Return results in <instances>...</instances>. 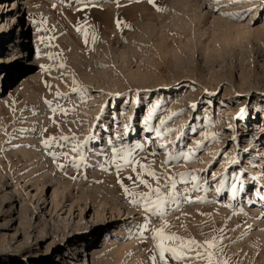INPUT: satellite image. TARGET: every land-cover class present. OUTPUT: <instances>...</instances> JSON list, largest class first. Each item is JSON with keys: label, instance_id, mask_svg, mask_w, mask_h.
<instances>
[{"label": "rangeland", "instance_id": "rangeland-1", "mask_svg": "<svg viewBox=\"0 0 264 264\" xmlns=\"http://www.w3.org/2000/svg\"><path fill=\"white\" fill-rule=\"evenodd\" d=\"M38 1H34L38 5V9L32 18L36 20V23L42 21H46V23H37V28L34 29L28 21L30 16L27 13L22 16L23 25L25 23L30 30L25 37L26 46L22 47L21 54H18V57L21 58L18 65L20 69L16 74L8 75L4 83L5 89L1 93L4 95V104L0 109V178H9L12 184H15V181L19 182L20 190L22 189L25 195L28 191L30 197L26 201L25 196L22 201L15 203V211L18 214H15L14 219L10 221L9 225H6L2 211L9 207V203L3 201L2 194L4 192L9 195L13 194V187L5 189L3 192L0 179V264H14L18 259V256H14L17 253H24L23 257H26V260L24 259L22 262L19 260L16 264H40L41 261L45 264L48 262L46 257L43 259L37 257L34 260H29V258H31V250L41 251L40 256L48 255L46 243H49L50 239L45 243L38 240L36 232L31 233L27 239L24 236V230L17 234L12 231L14 226H19L21 220L17 217L21 215L22 209L25 206L33 208L36 205V198L31 197V194H36L37 190L35 187L29 186V183L33 181V178L38 179L42 176L49 181V177L52 175L59 177L62 181H72L71 191L67 190L66 192L68 200L65 205L68 207L74 203L75 197L86 196L89 192L91 196H94V193H102L99 197H103L104 193L112 190V193H116L124 205L131 204V208L135 209L133 217L126 218V215H122L110 226L111 230L119 226L124 229L121 232L122 236L121 233H117L116 236H113L116 241L109 242L112 248H109L107 254L108 252L109 255L112 253L111 264H163L155 247L157 241L154 238V232L156 229L164 227L165 218L146 213L143 204L133 205L131 203L133 197L124 191L125 187L136 192L149 191L143 185L133 188V181L137 179L136 172L142 170L137 164L135 165L136 172L132 167H127L117 175L115 165H109L106 162V158L110 159L113 156L110 150L113 145L119 148L124 145L134 146L136 143H142L144 148L143 150L137 149L134 155L141 163L151 164L152 169L161 176L159 185L146 173L143 178L147 179L153 187L160 186L167 195L171 190H166L164 185L169 183L168 176H172L177 180V192L182 193L177 200L178 207L175 210H172L171 203L165 206L166 233H175L185 239L194 238L201 243L205 239L216 237L217 242L224 246V251L227 253L225 258H230V264H264V192L254 196L256 191L260 192V188L258 187L257 190L255 186V179L258 178L257 170L263 169L264 163H260L262 157L259 156L260 158H257L259 160L254 163L256 165L252 164V171H255L251 172L249 166L245 168V165H251L245 163L246 159L250 158L246 154L249 152L250 148L248 147L251 144L248 145V141L245 140L250 139L249 135L244 134L251 131L260 136L262 131L260 126L264 124V99L261 98L257 101L254 96L260 90L264 91V34H261L259 40L252 35L238 38L235 41L237 30L248 29V27L253 29L264 24V2L262 0L260 2L259 0H238L234 3L233 0H228L227 3L224 1V5L220 6L219 4L223 2L218 3L216 0H211L215 4L211 9L209 0H152V2L150 0H41V3ZM244 1L250 2L249 4L254 2L256 5L263 3L259 5L258 13H252L253 7H239ZM9 3L13 4L12 0H9L8 7L11 5ZM201 11L205 15L204 19L200 20L197 14ZM226 13L239 15L229 16ZM7 19L6 16L5 20ZM218 19L230 20L235 26L232 27L234 30L231 29L233 36L230 40L215 45L212 37L215 33V26L213 29L211 28L216 24L215 21H219ZM1 20L8 25L7 21ZM227 27L222 25L220 27L218 24L216 32H219L218 34L225 33L228 30ZM38 28L41 30L37 31ZM185 29H189L192 35L194 33L193 36L196 37L194 40H198L196 43L198 50L195 53L188 51V45L185 50L183 49V56L181 54L184 59L182 63H178L174 55L168 53L166 56V54L159 53L156 46L161 37L164 40L167 38L168 43L172 44L174 38H181L180 34ZM85 31L88 32L87 43L85 42ZM19 32L20 28H17L13 40ZM41 37H44L43 42H41ZM186 38L183 33L184 43H187L188 38ZM201 43L207 46L204 52L205 56L203 54L204 57L200 51ZM178 45L179 42H177ZM217 48L219 49L217 50ZM10 49L9 46L4 47L1 58ZM50 54L54 57L53 59L49 58ZM152 57H154V61L149 62ZM1 64L4 62L1 61L0 66ZM61 64L65 66L63 69L60 68ZM42 66H47L49 71H45ZM130 71L149 73L150 80L138 83L134 81L133 77L132 80L128 76ZM2 77L1 73L0 81ZM167 83L178 85L180 91L174 90L171 93L169 89L166 88V90L164 85ZM188 84L191 87H185ZM140 85L146 88L152 86L151 88L155 90H152L151 93L153 91L154 93H150V95L157 96L160 93L159 104H166L161 105L163 112L158 111L159 115L150 119L147 128L150 135L145 137L146 129L143 128L141 117L142 109L144 108L146 111L148 107L146 105L148 99L144 102L145 104L136 102L137 108L141 106L140 111L139 113L134 112L130 116L126 115L128 117L127 125L122 120L126 113L122 114L121 112L125 108L130 109L131 106L129 103L123 105L124 102L120 104V98L117 100L120 109L116 108L112 113L115 118H110L104 125L100 122L102 116L100 115L95 119V125H89V120L95 116L93 115L95 108L105 96L104 109L109 108L113 99L118 97L122 91L127 92L121 98L125 95L130 97L134 88ZM77 87H83L86 91L73 92L72 89ZM165 91L169 93L167 94ZM57 92L63 95L57 97ZM177 93L179 94L178 98H182V95L196 98L194 105L197 108L187 101V106L184 104L181 111L183 114H180L179 117L176 114H169L171 119L168 118L169 116L162 119L171 108L169 106H173L170 104L174 101L170 102V100L177 97ZM164 96H168L169 100ZM205 97L212 98V106L209 107L207 103H204ZM47 101H52V104L50 105ZM219 106L220 109H223L220 110L222 113L219 116L227 115L222 118L224 126L221 130L222 134L218 136L222 147L209 159L212 156V153L210 155V152H207L210 142L200 137L198 124H201L202 130H204L205 110L209 107L207 111L212 109V115L213 113L217 115ZM231 106L232 108H230ZM53 107L57 108L56 112L52 111ZM61 109L65 111H61ZM216 115L214 120L217 119ZM182 116H189L186 121L188 123L185 125L187 130L184 131L185 128H183L184 132L176 134L174 139L173 133L169 129L171 128L175 132V129L180 127L179 123L175 121L183 118ZM236 116L239 118L236 119ZM197 117L198 123L196 124ZM233 117L236 120L233 121ZM253 117L259 122L257 128H253V124H250ZM227 119H230V122H226ZM159 120L166 121L163 128ZM216 123L213 121V126ZM234 125L235 133L231 131ZM245 125H249L250 130H244ZM100 127H103V130L97 136L95 131ZM168 127L170 128L168 129ZM229 127L230 129H228ZM134 128L135 130H131ZM157 128L164 135H159ZM132 131L137 137L133 135L128 138L129 140H123ZM62 135L70 138L75 136L76 139L59 141V137ZM236 135L239 138V144L243 146L241 150L245 151L246 149V151L240 155L242 156L241 161H234L237 166L233 164L235 166L232 167L229 161L227 162L224 158L223 148L227 151L230 147L232 149ZM157 136L166 141L157 142ZM50 137H56L57 140L52 141L51 147H45L43 141ZM258 137L252 144L256 143ZM262 138L264 141V136ZM109 140L112 141V144L108 143ZM196 141H199L201 146L198 147ZM160 142L168 147L161 148ZM76 143L83 146V153L87 157V166L82 165L77 168L71 165L69 159L61 156L59 160H54L49 154L50 152L67 151L69 157L78 159L80 153L71 151L72 145ZM60 144H63L64 147L61 148ZM189 149L194 150L191 160L181 157L168 161V153L176 155L187 152ZM24 150H27V155ZM206 152L209 157L205 154ZM94 153H101V155H94ZM201 158L205 159L204 161L209 159L210 162L206 161L208 165L197 166L198 162H203ZM224 159L225 162H223ZM165 161L168 163L165 164ZM60 164H64L65 167L61 169ZM101 164H104L105 167L101 168ZM232 168L234 169L233 173ZM239 169L240 173L245 176H254L249 181L245 179V182L248 183L245 191L242 190ZM214 171L216 173H213ZM227 171L231 176L227 175ZM197 172H199L197 176L201 177L202 181L200 189L184 193V189H191L194 182L189 178L185 183L179 174L194 173L196 175ZM129 176L133 177V181L127 179ZM221 179H224V188L222 193H218L215 189V181ZM76 182H80L82 186L76 187V189L74 186ZM48 184L52 185L51 182ZM233 184L238 186L235 197L232 193ZM62 188L64 187L62 186L60 189ZM83 190L87 192L83 194ZM52 191L53 186L44 193L49 202L52 200ZM186 196H190L193 202H188ZM197 197L200 199L197 200ZM16 198L18 199L17 196ZM135 198L139 199V197ZM101 201L103 202L101 209L108 219L112 214L109 208L112 199L109 197L108 200ZM124 205L122 209L125 208ZM50 207L51 204L48 208ZM78 207L74 206L73 211L75 212L71 216L70 225H79V232H84L87 230L83 228L86 226V219L91 221L95 210L91 206L88 216L85 215L86 219H82ZM40 219L46 224L54 223L51 217L43 216L42 212L38 210L33 220L37 223ZM146 219L151 220L148 231L144 236L135 234L137 226ZM24 220L23 223L26 222ZM13 223L14 226H10ZM90 225L91 222L88 226ZM50 229L54 234L56 230L53 229V226ZM106 229L99 228L95 234L91 235L89 233L80 234L78 240L81 242L85 239V244L97 241L99 249H102L101 246L108 237ZM63 238L62 234L57 235V245L60 247L58 246L56 252L62 253L67 256V260L72 261V256L66 251L67 246L59 244ZM121 243H125V245L127 243V245L122 248L123 250L121 249L122 251L120 250L121 252L116 253L115 250L121 248L119 245ZM69 249L70 246H68ZM76 254H78V260L75 263L73 261L70 263L85 264V253L79 255L77 252ZM152 255L157 257L155 262L151 260ZM190 255L195 256V253ZM166 256L169 258V264H206L205 261L195 259L175 261L170 258V254H166ZM91 258L90 255V264L92 263ZM86 263L89 264L88 261Z\"/></svg>", "mask_w": 264, "mask_h": 264}, {"label": "bare ground", "instance_id": "bare-ground-1", "mask_svg": "<svg viewBox=\"0 0 264 264\" xmlns=\"http://www.w3.org/2000/svg\"><path fill=\"white\" fill-rule=\"evenodd\" d=\"M34 1L36 2V0H12V2H13L12 6L13 7L12 8H9L7 6L9 0H0V19H4L5 20L6 19V16L8 17V19L6 20L8 22V25H6L4 23V21H2V20L1 21L4 24L2 23V25H0V62L1 61L4 62V64H1V66H0V75H1V73L3 75V77L1 78V81H0V109H2V105L4 104V100H3V96L4 95L3 94L1 95L2 91L5 89L4 83L6 82V79H7L8 75L14 74V73L16 74L18 72V69H20V66H18V65H19V62H20L21 58L18 57V54H21L22 47L26 46L25 37L28 35L29 30H30V28H27V26L25 25V23L23 25V23H22V18L23 17L22 16H24L25 13H27L30 16V18L28 19V21H30V25H33L34 29L37 28V25H38L35 22L36 20H34L32 18L33 14L38 9V5ZM216 1H218V3L223 2V3L219 4L220 6L221 5L223 6L224 5V1L227 3L228 0H216ZM251 1H253V0H251ZM262 1L264 2V0H262ZM38 2L41 3V0H39ZM209 2H210L209 5L211 6V9H212V7L215 6L214 1L209 0ZM259 2H260V0H259ZM263 2H261L258 5H256V3H254V2L252 4H249L250 2L248 3L247 1H244L243 4L239 5V7L240 6H250L251 8L252 7L254 8V10H252V13L253 12L258 13L259 5H261ZM204 15L205 14H203V11H201V12H199L197 14V17H198V19L200 18V20H201V19H204L203 18ZM216 19H217V17H216ZM15 21H17V23H18V25L16 27L14 25L15 24L14 23ZM11 23H13V24L11 25ZM212 23L214 24V21ZM215 23H216L215 25L212 24L213 26L211 28V29H213L214 26H215V28H214L215 33L213 32L214 35H212L213 33L211 34L212 37H213V40L215 42V45H218L221 42L222 43H225V41L230 40L231 39V36H233L232 33H231V29H233L232 27L235 26L234 23H232V22H230V20H226V19H224V20L221 19L218 22L215 21ZM218 24L220 25V27H221V25L223 27L224 26L225 27L228 26L227 28H228L229 31L226 30L227 32H225V30H224L225 33L218 34L219 32L218 33L216 32L217 31L216 30V27H217ZM12 28H14V30L12 32H10V30ZM17 28H20V32L17 34L15 40H13V37L15 35V32H16ZM21 28H22V31H21ZM202 32H203V30H202ZM20 33H21V35H19ZM183 33H184V36H186L188 38V40L186 41L187 43H184ZM183 33L180 34V37H181V38L179 37L180 39L174 38L172 40V44L168 43L167 38L164 40L161 37V40L158 42V44L156 46V48L158 49L159 53H161L163 55L166 54V56H167L168 53L171 54L172 56L174 55V58H176L175 60L178 63H182L184 61L183 57H181V54L183 52V49L185 50V48L188 45H189V47H187L188 51L190 53L191 52L192 53H195L196 50H198V48H196V46H197L196 43L198 42V40H194V38H196L195 36H193L194 33L192 35L190 33V30L189 29H185ZM261 34H264V24L259 25L258 27H255L253 29L250 28V27H248V29L242 28V30H237L236 31L235 41L238 38H242L244 36L250 37L252 35H253V37H255L256 39L259 40V38L261 37ZM35 39H36V36L34 37V40ZM36 42H37V40H35V45H36ZM177 42H179V45L178 46H177ZM6 46L11 47V49L8 51L7 54H5V56H3V58H1L2 55H3L2 52L4 50V47L6 48ZM198 46H200V44H198ZM206 47L207 46L205 44L201 43L200 51L202 53V56H203V54H204V52L206 50ZM218 49L219 48H217V50ZM215 51H216V49H215ZM205 54H204V56H205ZM182 56H183V54H182ZM153 61H154V57H152V58L149 59V62H153ZM178 63H176V65H178ZM185 64H186V62H185ZM129 74H128V76L131 77L132 80L134 78V81H136L138 83L144 82V81L146 82V81L150 80V74L149 73H146V72H138L137 71L135 73L134 72H131ZM128 79L130 80V78H128ZM257 84L258 85L260 84L259 81H258ZM187 86L188 87H191V85H189V84L188 85H185V87H187ZM151 87L146 88L145 86L140 85L139 87L134 88V90L132 91V95L130 97L125 95V96H123L121 98V96L124 95L127 92V91H122V93L119 94L118 97H116V98L113 99L112 105L109 108L107 107V108L104 109L103 106L105 104L104 103L105 102V99H106V96H105V98H103L100 101V104L97 105V108H95V111H94V114H93L95 116L92 119L89 120V125L90 126L95 125V123H94L95 122V119L98 118L100 115H102L100 122H102V123H104V125H106V123L110 120V118H112V119L115 118V116L114 117L112 116V113H113V111L116 108L120 109L119 103L121 104L123 102H124L123 105H125V103H129L130 106H131L130 109L128 108L129 110L127 108H125L124 110H122L123 112H121L122 114L126 113V114L123 115L122 120L124 121V124L127 125V123H128V117L126 115L129 114V116H130V114H132L134 112L135 113H139V111H140V107L141 106H139L137 108L136 102H139V103L142 102V103H144L148 99V102L146 103V105L148 107H147L146 111H144L145 110L144 108L142 109V115H141V117H142V123L144 124L143 128L146 129V131L144 132V134L146 133L145 134V137H147L148 135H150V134H148V130H147V128L149 127V122H150V120H148L149 113L150 112L152 113V117H156L157 114H158V111H160V113H161V111L163 112V108H162L161 105H164L165 104V103L164 104H159V95H160V93L157 94V96L150 95L151 91L152 90H155V89H153ZM164 88L165 89L166 88L169 89V91L171 93L174 92V90H176L177 92L180 91V87L178 85H176V84L171 85V84H168L167 83L166 85H164ZM165 92H167V91H165ZM152 93H154V91ZM168 93L169 92H167V94ZM178 95L179 94L177 93L176 94L177 97L171 98L170 102L174 101V103H172L170 105H173V106H169V108L171 107L170 109L167 108L169 111L167 112V114H165V116L162 117V119L163 118H166L168 116L170 117L171 114H174V115L176 114V116L179 117L180 114H183L181 112L182 111V107L185 106L184 104H186L187 101H190V103H191L192 106L194 104H196V98H193V97L191 98V97L185 96V95H182V98H178ZM254 96L257 99V101L259 99H261V98L264 99V91H261L260 90V92L257 93V94H255ZM164 97L165 98H168V96H164ZM119 98H120L121 101L118 103L117 100ZM206 98L207 97H205L204 103H207L209 105V107L212 106V98L211 97H209L207 99ZM168 100H169V98H168ZM257 104H256V107H257ZM186 106H187V104H186ZM209 107L207 108V110L209 109ZM161 108H162V110H161ZM230 108H232V106ZM207 110H205V117H204L205 118V122H206V123H204V126H205L204 128L205 129L202 130V127H201L202 125L201 124L200 125L198 124V126L200 127V129H199L200 130L199 131L200 132V137L201 138H204V139H206V140H208L210 142L209 143L210 145H209V148H208L207 152H210V155L212 153V156L209 157V155H207V152L205 153L209 157V159H210V158L213 157V155H215V153L218 151V149L220 147H222L221 146L222 145V142L220 141V139L218 138V136H219V134H222L221 133V130L223 129V126H224V124L222 122V118L227 117V115H224L223 117H220L219 116L222 113V112L220 113V110H223L222 108L220 109V106L218 107L217 115L215 113H213V115H212V111H213L212 109L209 112ZM226 112H225V114H226ZM210 113H211V115H210ZM215 115L217 116V119L216 120H214V116ZM189 116L188 117H183L182 116L183 118L177 119L175 121V122L179 123L178 126L180 125V127L177 130L175 129V132H174V130L171 131V133H173L172 135H173L174 139H175L176 134H178L179 132L181 133V131L183 130V128H185L184 131L187 130V126L185 127V125H186V123H188L186 121L188 120ZM212 116H213V121L217 122L215 126H213L214 125L213 124V121L211 122ZM238 116H236V119L239 118ZM152 117H151V119H152ZM236 119H235V117H233V121L236 120ZM146 120H148V123L147 124L145 123ZM197 121H198V117L195 120L196 124L198 123ZM226 122H230V119H227ZM250 124H253V126H254L253 128H257L258 127L257 124H259V122H257L255 120V117H253L252 122ZM249 125H245L244 126L245 127L244 130H250ZM170 127H168V129ZM159 128H157V130ZM260 128H262L261 129L262 131H261V135L260 136L257 135V134L256 135L253 134L251 131H249L248 133H244L246 136L249 135V137H250V139H245V140L248 141V143H247L248 145L251 144L250 147H248V148H250V150L246 154V155H249L250 158L249 159L247 158L246 161H245V163H250L251 165H245V168L249 166L251 172L255 171V170L252 171V169H253V165L252 164H254L257 160H259V159H257L259 156L262 157V160H260L261 161L260 163L261 164L264 163V158H263V154H264V141H263V138H262L264 136V124L262 126H260ZM228 129H230V127ZM101 130H103V127H100V129H98L97 131H95L97 136H99V133L101 132ZM131 130H135V128L134 129H131ZM235 130L236 129H235V125H234L233 126V129L231 131H233L235 133ZM184 131H182V132H184ZM206 133H207V135H206ZM133 135L136 136V134H134V131L130 132L129 135H126L123 138V140H126L128 138H131V136H133ZM256 137H258L256 143L255 144L254 143L252 144V142L256 139ZM234 138H235V141L233 143L232 149L230 147L228 149V151H227V149L223 148V155L225 156L224 158L227 160V162L229 161V163H230V165L232 167L235 166V165L237 166V164H235L234 161H241L240 158L242 156H240V155L243 152L246 151V149H245V151L244 150H241L243 146H241L239 144V138H238V136L236 135V136H234ZM242 138H240L241 141H242ZM174 139H173V141H174ZM157 140H158L157 142H159L160 140H162V142H165L166 141L165 139H161V137H158V136H157ZM227 141L228 140L226 139V142ZM162 142H160V143L162 144ZM194 143H195V141H194ZM164 146H165L164 148L168 147V145H166V144ZM236 149H238V150L236 151ZM24 151L26 152V155H27L28 154L27 150H24ZM250 151H253V153H250ZM198 159H200V158H198ZM209 159H207V160L209 161ZM225 159H224L223 162L226 161ZM29 160L31 161L32 159L30 158ZM204 160L202 159L203 162L202 163L198 162L196 165L197 166L198 165L199 166H204L205 164H207V162H206L207 160L206 161H204ZM233 164H235V165H233ZM254 165H256V164H254ZM244 169H242V170H244ZM233 170L234 169L232 168V170H231L232 173L234 172ZM263 171H264V168L261 169V170H257V172H258V178L255 177L256 178L255 179V181H256L255 182L256 183L255 186H256L257 190H258V187L260 188L259 189L260 192L259 191H256L255 194H254V196L259 195V193L262 192L261 189H263V187H264V185H263L264 184V172ZM213 173H216V172L214 171ZM226 173H227V175L230 174L229 171H227ZM238 173H239V177H240L239 179H240V181H242V190L245 191L246 186L248 184L247 182H245V179H247L249 181L254 176H252V175L245 176V174H241L240 173V169L238 170ZM40 175H42V174H40ZM196 175H199V172H197ZM230 176H231V174H230ZM42 177L41 178L39 177L38 179L33 178V181H31L29 183V186H33L37 190V193L36 194H33V195L31 194V197L36 198V205H35V207L32 206L33 208H29V206H25L24 209H22V212L20 211L21 212L20 213L21 215H19V217H17V218H20V220H21L20 223H19V226H14V223L12 225H10V226H14L13 227V231H12L14 234H17L19 231H21V230L23 231L24 230L23 231L24 232V236L27 239H28V237H30V234L31 233L36 232V234H38L37 238H38L39 241H42V242H45L46 243L49 239L51 240L49 243H46V247H47L46 252L49 253L48 255L40 256L41 251L35 252V251H32L31 250V254H30L31 258H29V260H34L37 257L42 258V259L44 257H46V258H48V262H46L45 264H47V263L48 264L49 263L50 264H71L70 262L73 261L75 263L76 260H78V254H76V253L79 252V255L85 253V256H84V258H85V262L84 263L85 264H87L86 261H88V263H89V256L90 255L92 256L91 260H92V263H94V264H111L112 261H110V259H111L110 256L112 255V253H111V255H109L110 254L109 252L107 254V251L109 250V248L110 249L112 248V246L110 247L109 242L116 241V240H114L115 238H113V236H116L117 233L123 232L124 229L122 228V226H119V227H114V229L111 230L110 226L112 225V223H114L117 220H119V218L122 217V215L123 216L126 215V218L133 217V213L135 212V209H132L131 208L132 205L131 204L130 205H124V203L120 200V197L118 195H116V193L115 194L112 193V190H111V192L104 193L103 194L104 195L103 197H99L100 194H102V193H100V194H95L94 193V196H91L90 192L86 196H83L82 195L81 197H75L76 199H75L74 203L70 207H68V206L65 205L66 202H67V200H68V197H67L66 192H67V190H69V192L71 191L70 190V186H71L72 181H70V182L69 181H62L59 177H57V176L53 177V175H52L51 177L48 176L49 177V181L52 183V185H51V184H48L50 182L47 179H44ZM205 178H206V175H205ZM0 179H1V182H2L1 189L3 190V192H4L5 189H7V188H10L11 189V187H13V189H12L13 194L9 195L7 192H4L2 194L3 201H8V203H9V207L7 209H4L2 211L4 213V216H5L4 219L6 221V225H9L10 221L12 219H14V215L15 214H18L15 211V203L17 201H22L23 197H25V196L26 197L24 199L27 201V198L30 197L29 196L30 193H28V191H27V193L25 195L24 194V191H22V189L20 190L21 187L19 186L20 184L17 181H15V184H12V182L9 181V178L7 179V178H4V177H1ZM11 180H12V178H11ZM219 182H220V180H218V181L216 180L215 181V189H217L219 187ZM51 186H53V191H52V194H51L52 195V200L49 202L48 201V198L45 197L44 193L46 191L48 192V190L50 189ZM62 186L64 188L60 189ZM74 186L76 188V187H79V186H82V185H81L80 182H76ZM86 192L83 190L82 193L84 194ZM92 195H93V193H92ZM16 196L18 197V199L16 198ZM260 196H262V195L260 194ZM109 197L112 199V203L109 206L110 210L112 211V214H111V217H108V219H106V216L104 214V211L101 209L102 206H103L102 205L103 202L101 200H103V199L108 200ZM81 202H83V205H81ZM107 203H108V201H107ZM49 204H51V207L50 208H48ZM76 205L79 206L78 208H79V211H81L80 212V215L82 216V219H86L85 218L86 217L85 215L87 214V216H88V212H90L91 206H93V208L95 210V213H94V215L91 218V221H88L86 219V222H85L86 226L83 227V228L84 229H87V230L84 231V232H79V228H80L79 225H74V226L73 225H70V219H71V216L75 212V211H73V209H74V206H76ZM123 205L125 206L124 209H122L123 208ZM65 206L68 207V209H66ZM229 209H231V208H229ZM38 210H40V212H42L43 216L51 217V219L54 221V223L52 225L50 223L49 224H46V222L42 221L41 219L37 223H36V221L34 222L33 219H34V216L36 215V213H37ZM60 211H62V212H60ZM126 218H125V220H126ZM23 220L26 221V222L23 223ZM90 222H91V225L88 226V224H90ZM52 226H53V229L56 230L54 234L51 231L52 229H50V228H52ZM102 227L103 228H107L106 229V231H107V234L106 235H108V237H106V239L104 240V243L101 246L102 249H99V245L96 244L97 241L96 242L93 241L92 243L88 242V243L85 244V239L82 240L81 242L78 240L80 234H85V233H89L90 235L91 234H95L96 231L99 228L102 229ZM60 234H62L64 238H63L62 242H60L59 244L60 245H66L67 246L66 247V251H68V254L70 256H72V258H73L72 261H70L69 259L67 260V256L62 255V253L56 252V250L58 249V246H59V245H57V235H60ZM89 234H88V236H89ZM109 234H110V237H109ZM120 235L122 236V233ZM116 238H118V237H116ZM78 242H80V243H78ZM119 245H121L120 246L121 248H118V250H115L116 253L119 252L122 248L126 247L127 243H126V245H125V243L124 244L121 243ZM68 246H70V249L69 250H68ZM117 247H119V246H117ZM75 250H77V251H75ZM73 251H75V252H73ZM23 255H25V254L24 253L23 254H21V253L15 254L14 256L15 257L18 256L17 257L18 259L15 260L14 264H16L17 261H19V260H21V262L24 259L26 260V257H23ZM62 258H64V259L62 260ZM112 260H113V258H112ZM40 264H44V263H42V261H41Z\"/></svg>", "mask_w": 264, "mask_h": 264}, {"label": "snow or ice", "instance_id": "snow-or-ice-1", "mask_svg": "<svg viewBox=\"0 0 264 264\" xmlns=\"http://www.w3.org/2000/svg\"><path fill=\"white\" fill-rule=\"evenodd\" d=\"M152 2V0H150ZM233 2H238V0H233ZM163 11L164 9H158ZM226 15L232 16V15H239V14H232V13H226ZM37 23H46V21L37 22ZM119 23V22H118ZM41 29L38 28L37 31H40ZM85 36V42L87 43L88 38V32H84ZM44 41V37H41V42ZM50 59H53L54 57L50 54ZM45 68V71H49L47 66H42ZM65 66L64 64L60 65V68L63 69ZM73 92H81L86 91V89H83V87H77L72 89ZM57 97L62 96L63 94L60 92L56 93ZM50 105L52 104V101H47ZM195 107V105H193ZM53 112L57 111V108L53 107ZM61 111H65L61 109ZM152 117V113H149L148 120H150ZM171 119V117H169ZM148 120L145 121V123H148ZM166 121L161 120L160 124L161 127L165 125ZM127 127V126H125ZM151 130V129H149ZM169 131H172L169 129ZM159 135H164L163 132H159ZM207 135V133H206ZM70 139L75 140L76 137H69L66 135H62L59 137V141H69ZM56 137H50L49 139H45L43 141L45 147H51L52 141H56ZM109 144H112V141H108ZM61 148L64 147L63 144L59 145ZM197 146H201L200 142L197 141ZM161 148L165 147L163 144L160 145ZM144 145L142 143H136L134 146H128L124 145L122 147H116L115 145L112 146L111 151L113 153V156L110 159L106 158L107 164L115 165L116 173L119 175L120 171L127 167H132L133 171L136 172L135 165H139L140 169L142 171L136 172L137 179L133 181V177L129 176L127 179L129 181H133V188L139 187L140 185L145 186L149 191L146 192H136L133 190H130L128 187L124 188L125 193H127L130 197H133L131 200V203L133 205L143 204L144 210L146 213H150L152 215H155L160 218H165V225L164 227H161L159 229H156L154 232V238L157 241L156 243V249L159 252V259L163 262V264H169V258L166 256V254H170V258L175 261H184L185 259H195L197 261H205L206 264H230V258L227 257V253L224 251V246L219 244L217 242V238L213 237L211 239H205L202 243L198 242L194 238L185 239L183 237L177 236L175 233L168 234L165 231V228L167 227V220H166V211L165 206L170 204L172 205V210H175L178 207L177 200L182 193L177 192V180L172 177L168 176L169 183L164 185V188L170 189L169 194H165V191L161 190L160 186L153 187L151 183L147 179H144V174L146 173L148 176L152 177L157 181V184L159 185V181L161 179V176L158 175L156 171H154L151 167V164H144L141 163L140 160L137 158V156L134 155L137 149L143 150ZM71 151L73 153H80L79 158L76 157H69V154L67 151H63L60 153L57 152H50L49 154L54 158V160H59L61 156H63L65 159H69L71 165L79 168L82 165H86L87 157L83 153V146L79 143L73 144L71 147ZM193 149H189L187 152H181L179 154L174 155L173 153H168V161L174 160V159H180L183 157L184 159L191 160L193 158ZM94 155H101V153H94ZM155 155V153H153ZM168 161H165L164 163H168ZM59 167L63 169L65 167L64 164H60ZM101 168H104L105 165L101 164ZM181 180H183L185 183H187V180L190 178L194 183L192 184L191 189L185 188L184 193H190L191 191L199 190L201 187V177L195 175L194 173H181L179 174ZM215 179V177H213ZM121 183L123 184V181L121 180ZM206 183V182H204ZM224 188V179H221L219 182V187L216 189V191L222 192ZM238 190L237 184L232 185V193L233 197H235V194ZM262 192H264V189H261ZM135 197H139V199H136ZM186 199H188V202H193L190 196H186ZM197 200L200 198L197 197ZM151 224V220L146 219L144 222L140 223L137 226V232L135 234H138L140 236H144L145 233L149 229V225ZM223 231V230H221ZM220 239L222 240L223 237L221 236ZM179 242V243H176ZM191 253H195V256H191ZM151 260L155 262L157 260L156 255L151 256Z\"/></svg>", "mask_w": 264, "mask_h": 264}]
</instances>
